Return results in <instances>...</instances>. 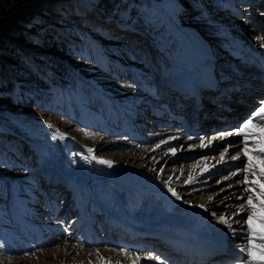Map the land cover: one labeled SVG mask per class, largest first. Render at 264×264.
Wrapping results in <instances>:
<instances>
[{
	"label": "bare ground",
	"instance_id": "bare-ground-1",
	"mask_svg": "<svg viewBox=\"0 0 264 264\" xmlns=\"http://www.w3.org/2000/svg\"><path fill=\"white\" fill-rule=\"evenodd\" d=\"M195 1L196 6L203 7L206 0ZM177 3L165 0L162 5L169 12V19L175 20L182 32H187L190 26L185 28L181 24H185L188 15L182 14L179 20ZM189 5L183 1L180 10ZM219 6L222 11L217 10ZM203 12V18L206 19L204 14H210L216 22L214 24L224 29L220 31L224 41L216 51L213 47L204 51L203 48L208 47L205 36L192 33L189 38V33H184L186 43L182 44L193 47L192 50L184 47L187 50L183 51L182 58L178 55L161 58L162 70L169 75H159L158 81L164 84L156 82L155 85L162 90L163 97L157 96L154 104L156 109L163 111L147 118L152 120L146 122L147 133L140 138L135 129L136 121L127 125L130 131L124 135L118 125L109 123L114 128L108 138L111 143H121L125 149L133 150L132 153H141V158L136 162L130 159L122 165L108 160L112 162L109 167L99 162L107 160L101 156V151L108 150V147L101 149L98 145L87 148L77 141L73 143L68 138L59 137L55 146L60 158L56 162L43 161L49 193L55 198L61 193L64 195L57 210L59 213L55 216L62 219L70 217L73 222L74 218L81 216L78 225H70V228L65 227V222L60 225L62 233L58 238L65 244L64 255L55 264H89V261L91 264H169L168 259L172 258L175 249L166 248V241L153 236L151 231L165 232L179 239L193 234L212 237L204 241H210V245L217 247L211 251L220 256L214 264H241L239 258L243 256L246 259V252L240 251V246L245 243V232L241 226L233 223V232L227 225L218 222L217 217L240 218L236 215L240 200L225 197L244 195L240 176L233 175L240 161L231 157L247 159L244 152L238 150L243 148V144L237 143L242 137L236 135L235 123L249 109L253 112L264 103V80H259L260 74L264 75V0H212ZM131 13L135 17L136 13ZM130 20L124 26H128ZM132 28L135 37L144 35L142 38L149 39L150 43L174 42L164 41L163 32L153 31L140 22ZM168 48L167 45L164 49ZM230 58L235 59L230 60L233 61L231 64L228 62ZM204 60L205 65L199 67ZM246 62L250 64L246 65ZM205 69L210 73V81L197 80L190 85L184 83L185 80H196V76L199 78ZM236 69L240 72L235 76L232 71L231 76L230 71ZM247 70L257 73L249 76L246 75ZM194 73H197L196 76ZM246 81L257 86H248ZM261 84L263 87H260ZM188 85L191 94L180 91L182 86ZM248 93L256 95L247 99L244 95ZM256 98L260 101L254 105ZM137 100L141 104L144 99L140 96ZM181 103H186L185 113L192 112L190 114L194 118L190 119V123L197 125L194 131L180 117L183 111L179 107ZM216 105L226 108L222 116L218 115ZM128 116L132 115L128 112ZM214 122L224 127L211 131L216 126ZM249 128L258 131V128ZM157 145L160 147L157 148ZM189 180L191 183H188ZM169 188L175 190L181 199H176ZM106 214H109L108 223L99 222ZM90 226L94 229L91 230ZM72 233L76 236L82 233L84 240L69 242ZM196 262L191 259L185 264Z\"/></svg>",
	"mask_w": 264,
	"mask_h": 264
},
{
	"label": "rangeland",
	"instance_id": "rangeland-1",
	"mask_svg": "<svg viewBox=\"0 0 264 264\" xmlns=\"http://www.w3.org/2000/svg\"><path fill=\"white\" fill-rule=\"evenodd\" d=\"M88 1L0 0V264H55L64 255L60 225L65 222L70 228L74 223L70 217L55 216L64 195L55 198L49 193L43 168L44 160L60 158L55 146L59 137L87 148L108 147L101 156L119 165L130 159L136 162L141 153L108 139L114 129L109 123L118 125L124 135L130 131V121H136L135 129L143 137L146 122L152 121L147 118L163 111L154 104L162 93L155 84H164L158 81L165 74L161 58H182L183 51L192 50L182 44L184 33L189 38L192 33L205 36L208 47L203 50L216 51L224 41L220 35L224 29L214 24L210 14L203 18L212 0L203 7L195 0H174L179 20L182 14L189 17L181 24L190 26L187 32L169 19L162 5L165 0ZM183 1L190 5L182 11ZM138 22L160 30L164 41L174 40L173 45L135 37L132 26ZM230 60L235 59L228 60L231 64ZM200 63L202 67L206 62ZM232 71L235 76L240 72L231 70V76ZM244 96L248 99L252 94ZM179 107L186 110V103ZM216 108L222 116L224 108ZM128 112L131 117H126ZM73 239L84 236L72 233L68 241Z\"/></svg>",
	"mask_w": 264,
	"mask_h": 264
},
{
	"label": "snow or ice",
	"instance_id": "snow-or-ice-1",
	"mask_svg": "<svg viewBox=\"0 0 264 264\" xmlns=\"http://www.w3.org/2000/svg\"><path fill=\"white\" fill-rule=\"evenodd\" d=\"M249 126L258 128V131H251ZM236 135L242 137V140L237 143H242L243 148L238 150L243 151L244 157L247 159L237 156L231 157L234 161H240L238 169L233 175L240 176L239 182L244 186V195H234L233 197H225V199L240 200L239 211L236 213L240 218L235 220L227 216H219L217 220L230 229L233 223L239 224L245 232L243 236L245 243L240 246V251L246 252L247 255L246 259L243 256L239 258L241 264H264V103H261L250 114V117L238 126ZM156 147L159 148L160 145ZM172 152L175 153V149H172ZM93 158L95 159V156ZM99 162L109 167L112 166V162L108 160L101 159ZM188 183H191V180ZM169 191L176 199H181L175 190L169 188ZM244 225L247 226L246 229ZM231 230L235 232V229ZM120 251L125 252L124 249H120ZM256 253L259 254V259L254 255ZM89 264H91L90 261Z\"/></svg>",
	"mask_w": 264,
	"mask_h": 264
}]
</instances>
